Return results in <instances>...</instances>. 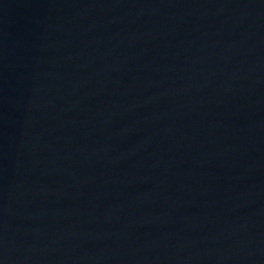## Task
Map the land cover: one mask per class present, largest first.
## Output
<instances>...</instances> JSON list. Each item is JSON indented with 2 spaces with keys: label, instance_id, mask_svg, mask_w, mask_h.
I'll return each mask as SVG.
<instances>
[{
  "label": "water",
  "instance_id": "water-1",
  "mask_svg": "<svg viewBox=\"0 0 264 264\" xmlns=\"http://www.w3.org/2000/svg\"><path fill=\"white\" fill-rule=\"evenodd\" d=\"M0 264H264V0H0Z\"/></svg>",
  "mask_w": 264,
  "mask_h": 264
}]
</instances>
